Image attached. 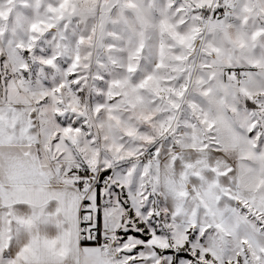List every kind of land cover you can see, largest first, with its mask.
I'll list each match as a JSON object with an SVG mask.
<instances>
[{"label":"snow or ice","instance_id":"snow-or-ice-1","mask_svg":"<svg viewBox=\"0 0 264 264\" xmlns=\"http://www.w3.org/2000/svg\"><path fill=\"white\" fill-rule=\"evenodd\" d=\"M0 264H264V0H0Z\"/></svg>","mask_w":264,"mask_h":264}]
</instances>
